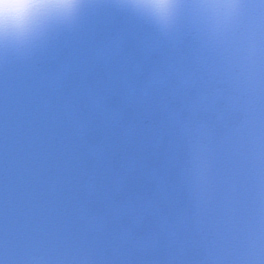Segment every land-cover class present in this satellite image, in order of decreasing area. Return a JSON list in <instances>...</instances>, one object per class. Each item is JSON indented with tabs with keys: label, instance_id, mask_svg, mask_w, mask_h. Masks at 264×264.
Segmentation results:
<instances>
[{
	"label": "water",
	"instance_id": "obj_1",
	"mask_svg": "<svg viewBox=\"0 0 264 264\" xmlns=\"http://www.w3.org/2000/svg\"><path fill=\"white\" fill-rule=\"evenodd\" d=\"M206 2L0 50V264H264V0Z\"/></svg>",
	"mask_w": 264,
	"mask_h": 264
},
{
	"label": "clouds",
	"instance_id": "obj_2",
	"mask_svg": "<svg viewBox=\"0 0 264 264\" xmlns=\"http://www.w3.org/2000/svg\"><path fill=\"white\" fill-rule=\"evenodd\" d=\"M133 12L170 25L180 7V0H123ZM84 0H0V50L29 46L52 27L75 19ZM212 13L223 9L231 14L236 0H207L203 5Z\"/></svg>",
	"mask_w": 264,
	"mask_h": 264
}]
</instances>
